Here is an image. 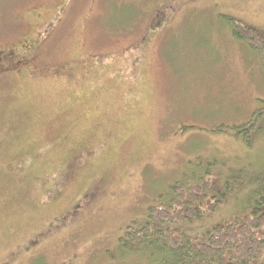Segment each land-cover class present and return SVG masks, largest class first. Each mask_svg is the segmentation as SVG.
Here are the masks:
<instances>
[{"label": "rangeland", "instance_id": "374dc122", "mask_svg": "<svg viewBox=\"0 0 264 264\" xmlns=\"http://www.w3.org/2000/svg\"><path fill=\"white\" fill-rule=\"evenodd\" d=\"M231 20L264 40V0H0V264H152L118 239L171 183L264 174V120L232 129L264 69Z\"/></svg>", "mask_w": 264, "mask_h": 264}, {"label": "trees", "instance_id": "16d2710c", "mask_svg": "<svg viewBox=\"0 0 264 264\" xmlns=\"http://www.w3.org/2000/svg\"><path fill=\"white\" fill-rule=\"evenodd\" d=\"M234 22L231 20L233 36L249 42L259 52L264 69L261 35ZM263 120L261 101L248 121L232 129L249 145L258 121L261 124ZM202 163L190 180H176L159 195L140 226L127 225L118 239L119 246L127 245L129 252L149 255L152 264H263L260 256L264 234L260 229L264 221V174L247 179L240 170L236 176L224 178L212 169L215 163ZM243 187H251L250 195L238 204L236 214L218 218L223 204L232 201Z\"/></svg>", "mask_w": 264, "mask_h": 264}, {"label": "flooded vegetation", "instance_id": "af4514ba", "mask_svg": "<svg viewBox=\"0 0 264 264\" xmlns=\"http://www.w3.org/2000/svg\"><path fill=\"white\" fill-rule=\"evenodd\" d=\"M11 1H15V0H11ZM27 0H21L22 3L26 2ZM5 51V50H3ZM3 51H0V79L5 76H9L10 73L13 71L14 69V65H12L11 61H7L5 60L7 57L6 53H4ZM3 53L6 55H3ZM9 60V58H8ZM5 78V77H4Z\"/></svg>", "mask_w": 264, "mask_h": 264}]
</instances>
